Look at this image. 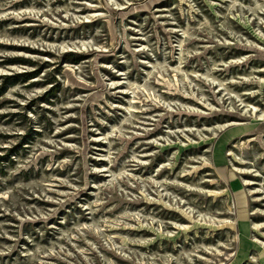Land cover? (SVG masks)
<instances>
[{"label": "rangeland", "instance_id": "rangeland-1", "mask_svg": "<svg viewBox=\"0 0 264 264\" xmlns=\"http://www.w3.org/2000/svg\"><path fill=\"white\" fill-rule=\"evenodd\" d=\"M0 264H264V0H0Z\"/></svg>", "mask_w": 264, "mask_h": 264}, {"label": "trees", "instance_id": "trees-1", "mask_svg": "<svg viewBox=\"0 0 264 264\" xmlns=\"http://www.w3.org/2000/svg\"><path fill=\"white\" fill-rule=\"evenodd\" d=\"M28 76H30V75H20V76H17V77H21V78H23L24 80H26V79H29L30 77H28ZM11 79V78H10ZM11 84H14V81L13 82H11Z\"/></svg>", "mask_w": 264, "mask_h": 264}]
</instances>
